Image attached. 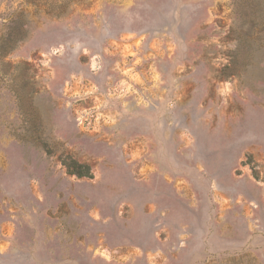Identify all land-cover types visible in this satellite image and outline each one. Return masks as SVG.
Returning <instances> with one entry per match:
<instances>
[{
  "label": "rangeland",
  "instance_id": "obj_1",
  "mask_svg": "<svg viewBox=\"0 0 264 264\" xmlns=\"http://www.w3.org/2000/svg\"><path fill=\"white\" fill-rule=\"evenodd\" d=\"M0 264H264V0H0Z\"/></svg>",
  "mask_w": 264,
  "mask_h": 264
},
{
  "label": "trees",
  "instance_id": "obj_2",
  "mask_svg": "<svg viewBox=\"0 0 264 264\" xmlns=\"http://www.w3.org/2000/svg\"><path fill=\"white\" fill-rule=\"evenodd\" d=\"M64 165L71 174H75L77 176H90V170L86 165L79 164L70 158L67 159L66 157Z\"/></svg>",
  "mask_w": 264,
  "mask_h": 264
}]
</instances>
